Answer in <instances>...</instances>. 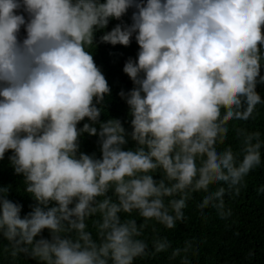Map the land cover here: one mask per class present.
I'll return each instance as SVG.
<instances>
[{"label":"clouds","instance_id":"obj_1","mask_svg":"<svg viewBox=\"0 0 264 264\" xmlns=\"http://www.w3.org/2000/svg\"><path fill=\"white\" fill-rule=\"evenodd\" d=\"M129 9L130 24L103 32ZM262 26L264 0H0V159L11 153L33 202L21 216L0 187V264L161 253L193 264L198 238L173 247L161 228L184 223L190 202L228 220L225 197L262 165L264 138L248 127L264 106ZM97 32L99 43L138 46L122 68L133 87L118 93L130 131L99 120L110 89L91 54ZM83 134L97 138L99 158L79 151Z\"/></svg>","mask_w":264,"mask_h":264},{"label":"trees","instance_id":"obj_2","mask_svg":"<svg viewBox=\"0 0 264 264\" xmlns=\"http://www.w3.org/2000/svg\"><path fill=\"white\" fill-rule=\"evenodd\" d=\"M134 9H129L120 20H110L103 32L110 31L116 24H130L131 14ZM19 14L25 15L23 9ZM264 34V26H262ZM103 32L95 34V48L91 54L96 66L104 75L109 86V95L104 100V110L99 120L119 119L123 126L130 131L127 121V106L118 96L123 90L127 92L133 85L129 78L123 73L124 62L131 58L136 59L138 46L132 39L127 47L121 45H108L99 43V37ZM20 38L24 37V30L21 27ZM261 73L264 74V68ZM257 92L264 97V85H257ZM258 115L254 121L248 122L249 130H258L264 138V106H257ZM88 121H81L77 128H80ZM95 136L83 134L79 137V151L85 154H95L99 158V147ZM127 149L134 147L129 141L125 146ZM10 152H6L3 159H0V187H9L8 199L21 204V216L30 211L31 199L24 195L22 180L23 177L13 174L9 163ZM156 178V177H154ZM246 187L242 189L239 196L229 200L225 197L226 205L232 209L233 215L228 220L219 219L214 210L206 209L207 219L202 217L193 203H189L185 210L187 219L180 223L174 230H163L161 235L172 242L173 247L182 244L183 240L197 237L199 251L192 256L193 264H264V193H257L258 187L264 185V152H262V165L251 171L245 178ZM196 199H199L197 196ZM139 224L140 221L138 220ZM160 227V226H157ZM239 233V235H234ZM47 236V231L43 233ZM5 243L0 239V246ZM251 251V257L247 254ZM21 264H36L35 261L21 257ZM2 261V257H0ZM134 264H167L166 254L161 253L159 257L152 260L135 261Z\"/></svg>","mask_w":264,"mask_h":264}]
</instances>
